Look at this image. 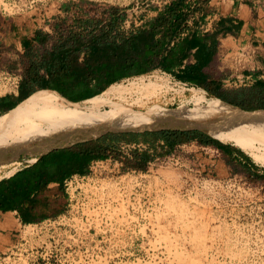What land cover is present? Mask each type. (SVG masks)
<instances>
[{"label": "rangeland", "instance_id": "obj_1", "mask_svg": "<svg viewBox=\"0 0 264 264\" xmlns=\"http://www.w3.org/2000/svg\"><path fill=\"white\" fill-rule=\"evenodd\" d=\"M158 1L0 0V31L11 20L45 18L62 3L68 4V13L74 12L73 4L84 6L75 10L77 15L101 23L107 19L105 8L121 9L125 17L118 26L128 29L139 26L137 18L154 11ZM61 23L66 28L70 21ZM54 39L53 34L48 42ZM151 71L142 72L144 82L151 79ZM225 72L220 69L217 76ZM213 73L208 70L206 75L214 78ZM136 80L115 82L127 86L130 107L151 108L150 96L157 89L142 91ZM117 99L114 104L124 105ZM235 142L223 143L239 149L245 162L217 147L222 157L212 174L217 179L229 166L246 181L242 186L201 183L195 176L206 161L201 149L194 143L168 149L161 138L150 142L160 158L151 167L146 163L144 170L131 166L133 160L122 165L118 160L111 162L110 171L89 173L88 167L82 177L61 187L53 183L43 191L44 202L35 205L34 221L20 222L14 230L9 247L0 252V264H264V166ZM17 166L15 161L0 166V178Z\"/></svg>", "mask_w": 264, "mask_h": 264}, {"label": "trees", "instance_id": "obj_2", "mask_svg": "<svg viewBox=\"0 0 264 264\" xmlns=\"http://www.w3.org/2000/svg\"><path fill=\"white\" fill-rule=\"evenodd\" d=\"M73 7L84 10L78 4ZM60 9L70 10L67 3H62ZM187 9L185 0H171L139 26L121 29L118 22L125 17L119 12L121 9L107 7L104 9L107 12L104 23L91 17H73L66 28L57 24L52 43L48 42L50 36L47 33L37 30L33 39L40 44V49L33 52L26 49L27 66L18 81L17 94L0 96V113L25 96L28 98L32 91V94L37 92V88H51L71 100H83L98 94L115 80L142 74L155 67L202 87L207 96L244 109L264 107V81L255 79L248 86L227 89L219 84L218 79L208 77L201 70L214 52L216 37L232 34L236 25L229 18H219L210 31L199 33L194 29L179 37ZM156 138H161L168 149L190 139L212 144L227 154L232 149L195 129L108 132L73 147L53 149L0 178V211L14 209L21 222H32L37 216L35 205L44 202L46 195L43 191L49 183L61 187L64 177L73 172H86L89 162L107 157L108 150L119 139L151 142ZM235 151L243 155L239 149ZM148 158L147 151L135 154L131 166L144 170ZM38 216L44 215L40 213Z\"/></svg>", "mask_w": 264, "mask_h": 264}, {"label": "bare ground", "instance_id": "obj_3", "mask_svg": "<svg viewBox=\"0 0 264 264\" xmlns=\"http://www.w3.org/2000/svg\"><path fill=\"white\" fill-rule=\"evenodd\" d=\"M136 79L140 81L134 83L141 90L148 87L158 91L166 86L164 83L150 79L144 82L143 75L133 80ZM126 87L114 82L100 93L79 101H68L50 89H38L37 92L31 93L15 107L0 114V160L4 156L10 157L17 153L19 149L41 150L53 144L68 142L78 136L85 137L90 131L103 124L137 128L171 113L194 120H204L219 119L234 110V107L220 99L199 92L192 97L191 105L182 103L167 107L152 103L151 108L138 109L143 111L138 113L130 107L133 99L131 103L126 102L124 95ZM4 91L0 90V93ZM113 98H118L124 105L114 104ZM138 102L137 99L136 103ZM104 105L108 108L100 110ZM248 114L251 116L248 122H241L230 129L215 132L213 136L221 142L235 144L237 141L244 144L247 148L243 149L251 159L264 166V110L260 109ZM14 161L16 160L0 162V166Z\"/></svg>", "mask_w": 264, "mask_h": 264}, {"label": "crops", "instance_id": "obj_4", "mask_svg": "<svg viewBox=\"0 0 264 264\" xmlns=\"http://www.w3.org/2000/svg\"><path fill=\"white\" fill-rule=\"evenodd\" d=\"M185 3L187 6H192L188 19L190 31L196 30L197 25L204 24L206 21L208 23L205 28L210 31L219 18H229L231 23L236 25L232 34L216 37L214 52L207 65L201 69L202 72L213 70L211 77L219 80L220 76L217 74L220 69L228 72L234 69L237 61L248 59L251 60L252 65L250 73L255 77L252 82L255 79L264 81V0H185ZM75 10L78 9L75 8ZM75 10L68 13L62 11L59 6L45 18L30 20L18 18L11 20L10 23L7 22L4 29L0 31V50L2 49L0 66H18L24 71L27 66L26 49L30 48L32 52L40 49V44L33 39L35 32L41 30L48 36L55 34L54 27L57 24L79 17ZM155 14V10L146 11L144 15L137 18V22L141 24ZM237 48L245 51L244 58L235 56ZM230 154L236 160L241 156L233 149H230ZM52 184H48L46 189ZM20 222L16 210L0 211V252L9 247L14 230Z\"/></svg>", "mask_w": 264, "mask_h": 264}, {"label": "built area", "instance_id": "obj_5", "mask_svg": "<svg viewBox=\"0 0 264 264\" xmlns=\"http://www.w3.org/2000/svg\"><path fill=\"white\" fill-rule=\"evenodd\" d=\"M171 0H160L156 4V9H161L164 5H166ZM192 6L189 5L187 9V18L184 22L183 28L179 32V37L187 35L189 30V14ZM199 24L195 28L199 33L206 32L205 25ZM245 51L241 48H237L235 50V56L239 58H244ZM251 60H243V61H237L234 69L228 70V72H225L222 77L219 79V84H221L224 88L234 89L241 86H247L249 83L252 82V80L255 78L251 75L250 71L252 69ZM151 79L155 80L161 83H164L166 86L158 89L156 94L151 97L150 100H153L152 103L160 104L163 106H171L173 104H190L192 97L195 95V93L202 92L204 95L207 96L206 91L198 86L191 84L187 81L180 80L175 78L171 73L164 72L160 68H152ZM149 71V70H148ZM23 71L18 67H2L0 66V90H5L1 94H7V93H16L17 91V84L18 81L21 78ZM142 76L140 75H128L124 76V78H131L135 79L136 77ZM123 78V77H122ZM148 101V103L150 102ZM188 143H194L197 145L204 157H205V163L204 166L201 168V171H198L196 173V177L198 181L201 183L207 184L208 182H216L220 184H230L233 186L234 184L241 185L244 184L246 181L240 180V177L236 174L232 173L229 166H226V172L223 175H220L217 177V179L214 178L213 172L216 169V165L218 164V161L221 159V151L212 144H201L198 143L196 139H190L183 142H178L174 144V147L178 146H184ZM147 151L149 153V159L146 161V163L149 164V167H151L155 161H157L160 156H158L156 153H154L153 148L150 144V142L147 141H126V139L117 140L114 142V146L108 150V155L105 158H98V159H92L89 162V173L94 172L98 169H103L105 171L111 170V162H117L119 160L120 164H123V160H133V156L135 154H139L141 152ZM117 153H119L117 155ZM122 153V155H120ZM116 156V157H114ZM31 159V158H30ZM30 159L28 161L26 160L24 163L22 161H15L19 163V166L15 167L13 170L9 171L10 173L6 174L4 177L10 175L13 171L21 168L22 166L26 165L28 162H31ZM238 161L240 163H244L245 159L243 156L238 157ZM82 173L73 172L69 174L68 176L64 177L62 180V184H66L67 181H69L72 178L82 177Z\"/></svg>", "mask_w": 264, "mask_h": 264}, {"label": "water", "instance_id": "obj_6", "mask_svg": "<svg viewBox=\"0 0 264 264\" xmlns=\"http://www.w3.org/2000/svg\"><path fill=\"white\" fill-rule=\"evenodd\" d=\"M38 89H50V90L57 92L61 97H63L64 99H66L68 101H79V100H71V99L63 96L58 91L51 89V88H37L35 90H38ZM27 96H25V97H27ZM24 98H22V99H24ZM21 100H19L17 103H19ZM80 100H82V99H80ZM221 101H223V100H221ZM223 102H225V101H223ZM17 103L14 106H12L6 110H9V109L15 107L17 105ZM225 103L234 107V110L231 113H228L227 115H225L224 117H221L219 119L194 120V119H191V118L183 116V115H177V114L171 113V114L164 115L161 118H158L157 120L153 121L150 124H144L142 127H137V128L118 127L117 125L116 126L115 125L107 126V125L103 124L99 128L90 131L89 134L85 137H79L78 136L77 138L72 139L68 142L61 143V144H53V145H50V146L43 148L41 150L31 151V150L19 149L17 151V153L12 154L10 157H7V156L2 157L0 162H10V161L19 159L21 156H26V155H31L32 157H31L30 161L34 162L41 155L48 153L49 151H51L53 149L73 147L77 143L87 141V140L96 139V138H98L104 134H107L108 132H126V131L127 132H143L145 130L156 131V130H161V129H173V130H193V129H195V130L202 131V132L214 137L213 134L215 132L230 129L233 126H235L241 122H245V121L248 122L249 118H251V116H248V115H250L248 113L254 112V111L260 110V109L264 110V107L244 109V108H241L239 106L230 104L228 102H225ZM6 110H4V111H6ZM132 110L134 112H138V113L143 112V111H140L136 108H134Z\"/></svg>", "mask_w": 264, "mask_h": 264}]
</instances>
